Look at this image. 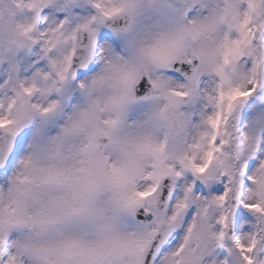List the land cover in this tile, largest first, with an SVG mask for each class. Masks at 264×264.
Returning a JSON list of instances; mask_svg holds the SVG:
<instances>
[{
  "label": "snow or ice",
  "instance_id": "1",
  "mask_svg": "<svg viewBox=\"0 0 264 264\" xmlns=\"http://www.w3.org/2000/svg\"><path fill=\"white\" fill-rule=\"evenodd\" d=\"M0 264H264V0H0Z\"/></svg>",
  "mask_w": 264,
  "mask_h": 264
}]
</instances>
